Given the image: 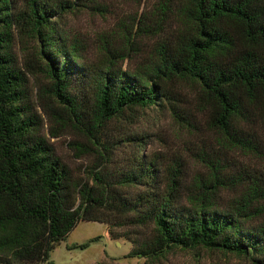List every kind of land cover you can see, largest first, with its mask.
Listing matches in <instances>:
<instances>
[{"label": "trees", "instance_id": "1", "mask_svg": "<svg viewBox=\"0 0 264 264\" xmlns=\"http://www.w3.org/2000/svg\"><path fill=\"white\" fill-rule=\"evenodd\" d=\"M95 5L0 0V264H53L50 253L81 221L128 240L131 259L203 249L264 264V171L227 157L264 151V137L251 129L260 124L264 133V0H160L119 48L100 37L93 60L85 42L59 26ZM145 39L153 42L146 57L124 68ZM175 83L197 87L218 137L216 154L198 155L205 174L190 181L182 162L162 169L139 139L114 140L106 128L139 108L165 106ZM66 131L87 141L69 145L76 157H97L84 179L73 178L50 142ZM123 143L134 149L110 168ZM115 226L130 229L116 234Z\"/></svg>", "mask_w": 264, "mask_h": 264}, {"label": "rangeland", "instance_id": "2", "mask_svg": "<svg viewBox=\"0 0 264 264\" xmlns=\"http://www.w3.org/2000/svg\"><path fill=\"white\" fill-rule=\"evenodd\" d=\"M18 3L22 0H16ZM160 0H94L96 5L92 9L78 8L72 13L64 15L60 20V29H63L72 38H78L85 42L89 59L97 60L100 37L109 38V43L114 48H119L125 32L134 28V22L140 15L153 17L155 8ZM174 5L178 0H172ZM139 52L135 57L130 54L126 65L132 70L146 57L152 40L145 39L140 45L137 42ZM14 54L21 59L24 52L15 41ZM40 79L43 78L40 76ZM172 97L165 106H151L137 109L128 117L113 119L106 128L114 139H125L134 136L140 141L143 153L154 157L158 165L165 169L176 161L182 162L185 167L188 181L198 174H205V169L198 161V155L207 153L211 156L219 150L217 135L208 129L206 125L207 114L199 102L198 89L193 85L182 83L170 84ZM180 111V118L174 116L170 106ZM43 119V134L48 137L49 123ZM264 137L263 128L257 124L251 128ZM108 139V138H107ZM56 154L70 170L75 180L85 178L87 168L96 163L97 157L89 152L87 155L76 157L78 153L69 147L72 143L87 144L82 136L66 131L57 139L50 140ZM123 143L114 148V164L110 168L120 169L125 164L129 151L134 146ZM264 150V149H263ZM228 159L237 165H244L251 169L264 171V151L261 157L250 155L228 154ZM135 189H131L133 194ZM130 227L113 228L116 234H127ZM146 234V233H145ZM96 239L95 242L89 243ZM88 244V246H87ZM85 245L87 247H85ZM132 249V244L125 239H111L108 227L104 224L79 222L69 235L50 253L49 261L53 264H242V260L222 252H208L197 250H172L159 260H137L127 258Z\"/></svg>", "mask_w": 264, "mask_h": 264}]
</instances>
